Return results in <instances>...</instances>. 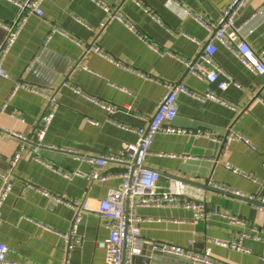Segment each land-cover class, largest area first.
Instances as JSON below:
<instances>
[{
	"label": "crops",
	"instance_id": "0c3cea01",
	"mask_svg": "<svg viewBox=\"0 0 264 264\" xmlns=\"http://www.w3.org/2000/svg\"><path fill=\"white\" fill-rule=\"evenodd\" d=\"M26 1L0 0V21H15L18 3ZM229 2L45 0L44 16L29 18L4 63L7 77H0L1 173L19 150L14 134L28 138L29 147L37 142L48 105L42 94L57 93L59 107L43 141L49 147L21 159L1 210L0 242L9 248V262L106 264L98 243L108 239L109 230L97 215L83 214L77 230L81 244L70 249L67 236L74 211L41 192L86 201L96 209L110 189L120 186L124 168L106 164L100 169L111 176L105 183L84 176L66 178L63 173L78 170L89 175L99 170L82 160L86 156L124 155L126 146L138 142L134 130L155 115L165 84L183 82L191 92L211 91L223 102L180 94L172 126L186 134H158L145 167L160 175L163 188L180 180L201 190L208 218L194 223L193 212L184 208H138L142 237L149 244L177 245L198 255L209 251L219 264H264V208L244 199H264V75L249 71L219 42L214 59L222 74L216 83L188 73L184 64L197 60L210 38L196 18L215 24ZM245 22L247 43L255 51L264 50V0L246 2L236 23ZM52 29L65 35L52 34ZM4 36L0 27V44ZM90 46L104 55L86 54ZM228 78L234 83L221 88ZM19 83L29 89H19L10 98ZM230 134L243 140L229 143ZM227 214L244 223L231 224ZM212 241L238 242L242 251ZM154 254L151 245L144 247L136 263Z\"/></svg>",
	"mask_w": 264,
	"mask_h": 264
},
{
	"label": "built area",
	"instance_id": "2783aa9c",
	"mask_svg": "<svg viewBox=\"0 0 264 264\" xmlns=\"http://www.w3.org/2000/svg\"><path fill=\"white\" fill-rule=\"evenodd\" d=\"M247 1L230 0L223 9L218 22L215 24H211L201 18H196L197 22L209 31L210 38L197 60L194 62L184 61L188 73L206 80L209 84L216 83L222 74L221 69L214 59L217 51L215 43L219 42L233 51L242 65L249 71L254 74L264 75V50L259 52L255 51L245 40L243 28L247 22L243 25L236 23ZM44 2L45 0H27L26 2L18 3L20 8L18 18L12 23H3L0 21V27L6 32L5 38L0 44V77H7L4 63L29 18L32 16H44ZM106 11L109 12V9H106ZM111 14L110 18H112ZM54 33L65 35L62 30L52 29V34ZM51 35L48 39L51 38ZM91 51L104 55L96 46L85 48L86 54ZM227 80V82L220 85L221 88L226 89L230 84L234 83L231 78ZM22 88L29 89L24 83L16 84L10 98L14 96L17 90ZM30 89L39 92L37 89ZM180 94H189L193 98L201 101L213 100L223 102L216 93L211 91H207L203 95L195 94L183 82L165 84V94L157 106L155 115L147 120L145 127L134 130L138 135V142L135 145L126 146L124 155L104 154L98 158L86 156L82 160L95 164L99 170H95L89 175H83L78 170L63 173L66 178L84 176L91 182L105 183L111 176L109 174H103L100 169L106 164L113 163L124 168V171L119 174L121 178L120 186L115 189H110L106 199L100 201L96 209L91 208L89 202L86 201L78 202L73 199L51 195L48 192H41L44 196L74 211L71 232L67 236L70 241V249L81 244V240L77 236V230L83 219V214L87 211H93L100 222L109 230L108 239L98 243V246L105 250L106 264H137L136 258L142 256L144 247L148 245H151L155 253L180 258L190 261L193 264H219L210 258L209 251L205 254L198 255L188 248L177 245L167 243L149 244L142 237L140 227L142 219L137 214L138 208L169 209L180 207L193 212L194 223L204 222L208 218L205 199L201 190L193 189L190 185L180 180L173 182L169 188H163L160 185V175L145 167L147 157L151 154L154 139L158 134H186V131L175 129L172 126V122L178 115L177 99ZM42 95L48 100V105L40 118L39 128L36 133L37 142L33 147H29L27 145L30 141L28 138L14 134L20 140L19 150L11 158L8 170L4 173L0 172V178L2 179V186L0 188V227L3 224L1 210L12 192L14 182L17 178L16 168L21 159L26 155H36L39 147H49L43 144V141L55 118L59 104L57 93H43ZM108 109L112 110L111 108ZM197 134L200 135L202 132L198 131ZM236 140L243 139L233 134H230L227 138L229 143ZM216 188L236 196L244 197L239 192H234L227 188L218 186ZM248 199L256 201L262 205H258L260 208H264V199L261 197H250ZM225 217L233 225H242L244 223L240 218L231 214H227ZM212 243L226 247L230 246L233 249L242 251L238 242L228 244L221 241H212ZM8 253V246L0 242V264H20L9 262L7 259Z\"/></svg>",
	"mask_w": 264,
	"mask_h": 264
},
{
	"label": "water",
	"instance_id": "95a60500",
	"mask_svg": "<svg viewBox=\"0 0 264 264\" xmlns=\"http://www.w3.org/2000/svg\"><path fill=\"white\" fill-rule=\"evenodd\" d=\"M4 30V29H3ZM4 35L6 36V32L4 30ZM4 36V38H5ZM245 200H249L248 198H244ZM252 201V200H250ZM256 205H261L259 203H257L256 201H253ZM262 206V205H261ZM141 257L136 258V262L139 263ZM143 264H193L190 261H186L180 258H175V257H171V256H164L161 255L159 253H155L153 256H151L150 260H146L144 261Z\"/></svg>",
	"mask_w": 264,
	"mask_h": 264
}]
</instances>
